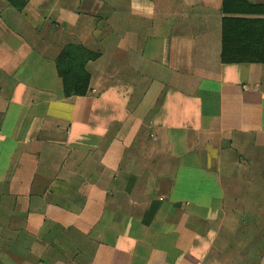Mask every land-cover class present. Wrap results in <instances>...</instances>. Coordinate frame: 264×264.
<instances>
[{
	"label": "crops",
	"instance_id": "1",
	"mask_svg": "<svg viewBox=\"0 0 264 264\" xmlns=\"http://www.w3.org/2000/svg\"><path fill=\"white\" fill-rule=\"evenodd\" d=\"M258 59L264 0H0V264H204L264 195Z\"/></svg>",
	"mask_w": 264,
	"mask_h": 264
},
{
	"label": "rangeland",
	"instance_id": "2",
	"mask_svg": "<svg viewBox=\"0 0 264 264\" xmlns=\"http://www.w3.org/2000/svg\"><path fill=\"white\" fill-rule=\"evenodd\" d=\"M249 156L250 153L246 154V156L238 155L233 148H229L226 151V157L229 160L237 159L238 162L244 163V174L246 176H250L253 173ZM234 166L233 164L231 170H233ZM231 170L228 169L230 173ZM150 172L152 171L150 170ZM150 177H152V174ZM257 183L259 184L258 177ZM258 184L257 187L260 188L262 185ZM261 190L262 187L260 188ZM251 191H253V187H251ZM252 194L251 192L252 200L243 202V213L236 218H230V222H226L225 225L233 226L232 229L227 232H220L217 235L216 245L204 264L260 263L259 254L264 252V195L261 197L260 194H257V196H252ZM244 205H246V208H244Z\"/></svg>",
	"mask_w": 264,
	"mask_h": 264
},
{
	"label": "trees",
	"instance_id": "3",
	"mask_svg": "<svg viewBox=\"0 0 264 264\" xmlns=\"http://www.w3.org/2000/svg\"><path fill=\"white\" fill-rule=\"evenodd\" d=\"M14 9L22 10L28 0H5ZM99 57V52L81 44L64 45L54 59L55 68L62 82L64 97L84 95L88 92L90 74L87 64ZM264 63V59H258Z\"/></svg>",
	"mask_w": 264,
	"mask_h": 264
}]
</instances>
